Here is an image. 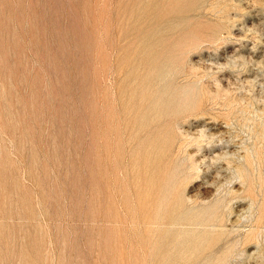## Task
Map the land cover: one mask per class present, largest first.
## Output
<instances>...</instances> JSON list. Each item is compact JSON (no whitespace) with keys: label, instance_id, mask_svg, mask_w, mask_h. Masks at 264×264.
<instances>
[{"label":"rangeland","instance_id":"rangeland-1","mask_svg":"<svg viewBox=\"0 0 264 264\" xmlns=\"http://www.w3.org/2000/svg\"><path fill=\"white\" fill-rule=\"evenodd\" d=\"M0 264H264V0H0Z\"/></svg>","mask_w":264,"mask_h":264}]
</instances>
